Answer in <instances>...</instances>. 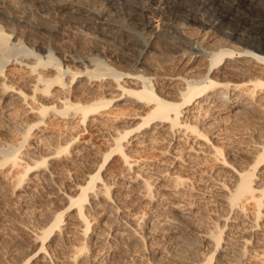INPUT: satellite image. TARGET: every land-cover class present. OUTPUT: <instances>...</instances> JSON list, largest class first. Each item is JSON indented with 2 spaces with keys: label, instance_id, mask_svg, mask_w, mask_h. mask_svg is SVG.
Here are the masks:
<instances>
[{
  "label": "bare ground",
  "instance_id": "6f19581e",
  "mask_svg": "<svg viewBox=\"0 0 264 264\" xmlns=\"http://www.w3.org/2000/svg\"><path fill=\"white\" fill-rule=\"evenodd\" d=\"M134 1L139 10H161L168 21L179 28V35L189 40L192 38L188 36V31L192 30L194 24H199L202 30H209L204 31L202 39L189 42L192 47L185 50V47L178 49L177 42L168 41L166 48L161 44L157 46L154 41L146 40L144 35L141 38V35L130 32L125 28L127 24L123 27V23H116L117 20L112 22L118 29H110L111 26L105 27L107 22L104 21L101 22L104 26L97 28L98 25L90 26V19L79 16L72 18V23L80 26V30L84 28L87 33H79L83 39L88 34L87 38L95 34L94 39L90 38L94 40L97 51L111 40L115 45H120L124 52H139L135 59L121 54L117 58L123 65L115 67L113 62L118 59L113 53L101 56L99 53L92 54L91 50L88 53L87 49L88 52L74 56L68 50H55L53 46L45 47L44 42H39L38 47L45 50L41 52L27 44L35 38L32 34L22 33L23 18L20 20V17H16L19 19H13V23H7V27L4 21L6 28L4 23L0 24L1 115L3 122L11 124L20 137L17 143L8 139L0 142V233L13 228L11 226L16 216L13 218L11 213L7 214L4 210L11 199H16L14 208L30 209L34 198L39 195L41 199L44 197L45 201H50L49 207L44 209L46 217L42 227L27 229L31 248L26 253L21 252L24 254L20 253V256L18 254L16 264H102V261L96 260L98 254L90 253V248H107L108 253L118 251L120 256L117 257H128V252L132 250L130 253H136L141 261L146 259L147 264H171L173 261L179 264H246V260L250 262L252 257L257 256L264 261V249L250 252L247 248L253 235L240 240L242 244L236 243L237 239H233L236 236L231 234L227 239L223 238L224 231L229 227L242 228L243 232L261 231L264 241V229L260 223L264 215V7L247 3L246 0H184L188 5L182 0ZM190 6L198 8L199 13ZM199 14H202L201 18ZM134 18L135 15H131L128 21ZM142 42L145 47L140 49L138 46ZM141 65L152 74L142 69ZM178 65L182 68L181 72L170 71ZM125 66L132 71L125 69ZM128 107L137 110L133 117H129L131 127H114V134L109 135L110 146L99 167L84 173L80 181L74 182L70 168L62 165L61 159L80 169L87 163L90 151L78 144L79 134L64 138L65 135L58 132L50 135L44 133L61 127L70 130L72 120L86 127L93 125L101 132L109 115L118 112L120 116V112ZM18 113L31 118L21 128L11 123L13 115L19 116ZM200 114L204 116L200 117ZM162 127L161 131L170 135L168 146L173 141L177 145L182 141H192L183 148L186 151L184 159L205 157L206 160L219 162L232 173L233 177L227 185H223L224 179L215 181L212 178L217 185L225 188L221 206L226 213L218 216L221 223L214 221V227L206 231L196 233L191 230V223L203 218L202 207L207 203L205 190L187 195L185 188L189 179L178 173L179 166L170 167L174 170L165 176L172 183L162 189L175 201L171 206L175 211L170 217H162L153 186L164 175L148 176V168L142 166L146 158L142 155L134 158L132 155L143 152L144 148L158 140V129ZM35 134L39 135L38 139L33 143L34 148H28L32 149L29 151V140L36 139L33 137ZM162 151L166 153L167 149ZM174 151L169 156L172 160L183 159L179 154L180 148ZM115 155L121 159L129 183L138 189V199L148 200L150 207L146 214L140 212L143 215L137 216L138 210L132 213L134 222L121 215V203L118 205L111 186L105 183V175L101 173L105 170L102 163L105 164ZM62 181L69 183L67 187L71 192L66 195L64 189L58 187ZM60 195L65 197L66 202L62 208L54 209L51 205L54 199H60ZM99 197H103V201L97 204L91 202ZM98 206L103 208L107 217L102 218L101 212L97 217L89 218V213ZM68 212L76 221L75 228L69 230L62 227L67 224L64 217ZM232 214L237 218L230 223ZM22 224L17 226L25 230ZM94 225H99L100 230ZM74 231L82 238L77 245H74V238L71 237ZM188 232L213 244L201 262L192 259L193 252L189 251L195 247L196 241L190 240ZM154 233L168 234L166 244H172L174 249L180 250L181 256L185 255V258L182 256L178 259H186L191 253L193 257L188 256L191 262L182 263L183 260L173 258L171 250L160 246L163 243L150 241ZM124 239L128 241L126 245ZM14 249L7 250L13 252ZM217 251L219 254L214 256L213 253ZM16 252L13 255L16 256ZM148 252H152L153 256L145 257L144 254ZM2 258L6 264H15L5 256ZM189 258L186 260L190 261ZM135 262L125 261L123 264H138ZM249 262L247 264H251Z\"/></svg>",
  "mask_w": 264,
  "mask_h": 264
},
{
  "label": "rangeland",
  "instance_id": "374dc122",
  "mask_svg": "<svg viewBox=\"0 0 264 264\" xmlns=\"http://www.w3.org/2000/svg\"><path fill=\"white\" fill-rule=\"evenodd\" d=\"M133 1L134 0H0V24L3 25V23L5 21L6 27H7V26H9V25H7V23L11 25L13 23V19L14 20L19 19V18L15 19L16 17H20V20H22L21 18H23L24 20H22L23 21L22 27L20 28L21 31L23 30L22 33L24 32L25 35L26 34H28V35L32 34L31 36L33 38H35V40H32V42L29 41V43H27V44L33 45L35 48H37L41 52H44L45 50L40 49L38 47V45H39V42H44L45 47L46 46L48 47V45H50L51 47L53 46L52 48H54L55 50L62 48L64 50L70 51L68 53L70 55L72 54L74 56H79V54H82L83 52H88V50H89L88 53H91L93 51L92 54L93 53L94 54L99 53L101 56L106 55L107 53L108 54L113 53L112 55L116 54L115 55L116 58L119 57L121 54L123 55V53H125V54H127V56L129 55V57H131L133 59L136 58V56L139 52H137V51L130 52V51H127L125 49H124L125 50V52H124L123 48L119 47L120 45H118L117 43L115 45V42L113 43L111 40H109V42L107 44L106 43L103 44L102 49L100 47L99 51H97L95 48L96 46H94L95 42H94V40H92V38L94 39L95 34H93V36H90L92 38H90V37L87 38L89 36V34H88L87 37L84 36V38L85 37L86 38L83 39V35L81 36V34L86 33L84 28H82V30H80L81 29L80 26L72 23L74 20L72 18H75V16H79V17H84L87 20L90 19L89 21L92 22V23H90V26L92 24H93L92 25L93 27L98 25L97 28L100 26H104L103 24H101V22L104 21V22H107L105 27L111 26V27H109L110 29H118L116 26L113 25V22H112V21L117 20L116 23H118V24L123 23L122 24L123 27H124V25L127 24L125 26V28L127 27L126 29L130 30V32H132L133 34H137V36L141 35V38H143V35H144L146 37V40L154 41L157 46L161 44L160 45L161 47L162 46L167 47L169 42L174 43V44L177 42L176 44L178 46V49H183L185 47L186 48V49L184 48L185 50H188L192 47L190 45L192 40L197 41L196 39H199V38L202 39L205 36L204 31L209 30V28L202 30L203 27H199V24H197V25L194 24V26L191 28L192 30L188 31V34L190 33V35H188V36L190 38H192V40H189V39L179 35V28L177 26H175V24L172 25L173 23L168 21L167 16L165 14H163V12H161V10H158V11L157 10L152 11V10H148V9L139 10V8L135 7V1L134 2ZM246 1H247V3H250V4L255 3L253 5L264 7V0H246ZM181 2H183L184 4L187 3L184 0H182ZM186 5H188V3ZM190 7L192 9L194 8V10H196V12L199 13L198 8H196L195 6H190ZM131 12L132 13L134 12L135 14H131ZM102 14H103V16H102ZM129 14L135 15V18L128 21L129 17L131 16ZM201 16H202V14L198 15L199 18H201ZM9 17L12 19H10ZM1 18H3L2 19L3 21L1 20ZM124 19H126V21ZM118 20H120L119 21L120 23L118 22ZM70 21H71V23H70ZM24 22H26L25 25H23ZM130 22H132V24ZM188 22L189 21L187 20V23ZM4 27H5V23H4ZM76 27H77V29H76ZM69 28H70V31L68 30ZM78 28H80V29H78ZM196 28H198L199 30L201 29V30L199 32L195 31ZM72 29H74V30H72ZM80 32H81V34H79ZM196 32H198V33H196ZM171 35H173V36H171ZM36 41H37V43H36ZM91 41L93 44L91 43ZM178 43H180V44H178ZM90 47L93 49H91ZM103 47H104V49H103ZM143 47H145V46L142 42V44L140 43L138 48L141 49ZM187 47H188V49H187ZM147 49H149V48H147ZM90 50H91V52H90ZM116 52H118V53H116ZM129 52L131 53V55L129 54ZM99 54H97V55H99ZM117 54H119V55L117 56ZM190 55H192V54H190ZM59 57L62 58L63 56L59 55ZM193 57H194V55H193ZM188 58L189 57L186 58V61L188 60ZM117 59L119 60L120 58H117ZM196 59H197V57H196ZM118 60L116 61V59H115L113 62L114 63L113 65L115 67L116 66L120 67L123 65V64H121L122 62L120 60L119 61ZM131 62L134 63L135 61L131 60ZM141 67H142V69L146 70L147 73L152 74V72L148 68H146L142 65H141ZM180 67L181 66H179V65L176 66L175 68L172 67L170 69V71L181 72L182 68H180ZM125 69H127V70L130 69V71H132L131 68L126 67V66H125ZM2 111H3V109L1 108V104H0V142L7 141L5 139H8L9 142L17 143V141H19L20 137L17 134V131L13 130L11 128V126H10L11 124H8L7 122H3L4 121L2 118L3 114L1 115ZM136 111L137 110L135 108L128 107L127 109L120 112V113H122V114H120V116H118L119 115L118 112H117L118 114L116 113L114 115H109L108 120L106 122V126L104 127L105 129H104V131H101V132L98 131L96 129V127L93 125L86 127V126L79 125V123L77 121L72 120L70 123L71 124L70 127H72V128L70 130H68L67 128L61 127L62 129L61 128L54 129V130L49 131V133L48 132L46 133L45 131H43V133L45 132L44 134L50 135L51 133H57L58 132V134H60L62 136L65 135L64 138L67 136L72 137V136H75L76 134H79L78 144L80 146L87 147L91 153L90 157L88 158V161H86L87 163L85 165H83L82 167H80V169H76L75 166L73 165V163L69 162L68 160L66 161V159L64 160V158L61 159V164L66 165L70 168L71 173H72L71 179L74 182H76V181H80V179L84 173L94 171V170H96L97 167H99L100 162L103 161L102 159H104V157L107 153V149L110 146V143H111L110 142V136H112L114 134L113 128L116 126H123L126 128L131 127L130 118L134 116ZM130 114H132V115H130ZM18 115L19 116H17V114L13 115V117L11 119V123L15 126H17L16 124H18V126L20 125L19 126L20 128L25 126V124H27L29 122L28 120L31 119V118L28 119L29 117H27V116L25 117L20 113H18ZM21 115H22V117H21ZM203 116H204L203 114H200V117H203ZM213 116H215V114ZM106 119H107V117H106ZM32 120H33V118H32ZM72 123H73V125H72ZM76 123H78V124H76ZM7 127H8V129H7ZM85 129H87L86 132H84ZM162 129H163V127L158 129V132H159L158 140L159 141L156 140L152 143L151 146L153 148L151 146H149V147L143 149L146 152L143 151L140 153H132V155L134 156V158H137V157H139V155L140 156L142 155L144 157V159L145 158L147 159V160L145 159V161H143L142 166H143V168H148V173H147L148 176L151 175L152 178H154V177H157L159 174L164 175L163 178H158L155 181V184L153 186V191L158 196L157 202L159 201V203H158L159 207L158 206L157 207L159 209H161L162 217L163 216L164 217H170L171 215H173V211H175V209H173L171 207L175 201L171 197L167 196V193H165L162 189V187H164L165 185H170L172 183L171 179L169 177L165 176V174L167 172L174 170V168H170V167L174 166V167L178 168V166H179V168L177 169L178 173H181L183 176H185L187 179H189L187 182L188 187L185 188L187 195L194 194V193L198 192L199 190L201 191V189L205 190L204 198H205L207 203L204 204V207H202L201 212L203 213V216H202L203 218L200 219V221L192 222L191 223V228H192L191 230L196 232V233L206 231V230L210 229L211 227H214V221L221 223L222 221H220V219H218V216L226 213V210L221 206V196L224 195L223 190H225V188H223V187L221 188V186L217 185L215 181L218 179H220V180L224 179L225 182H223V185L224 184L227 185L230 183V181L233 177L232 173L229 171V169L227 167L219 165V162L211 161L209 159L206 160L205 157H201V158L199 157V159L198 158L194 159V158L188 157L187 159H184V158H186V157H184L186 151L183 148H185L186 146L191 144L192 141L191 140H188L187 142L182 141L178 145H177L176 141H173L172 144L170 146H168L169 140H170V135L167 132H165L164 130L161 131ZM67 134H69V135H67ZM35 135L36 136H33V137H35V138L37 137L36 139L31 138V140H29L30 146L27 147V150H29V151H32V149L30 150L28 148H34V147H32V146H34L33 143H35V141H37V139H38L39 135L38 134H35ZM176 136H179V135H176ZM131 148H132V146H130V149ZM176 148H180L179 154L183 157V159L180 158V159H178V161H174L169 157L170 154L175 153L174 150ZM164 149H167L166 153H163L162 150H164ZM181 149H183V150L181 151ZM102 164L104 165L105 170L101 171V173H102V175H105V178H104L105 183L107 185L111 186L112 192L115 195L114 199H116L118 205H120V203H121L120 206H121V208H122L121 210L123 212V213H121V215H124V216L126 215L125 217H128L127 219L129 221L134 222L135 220L131 219L132 213L137 212V210L139 211V213L140 212H142L144 214L148 213L149 208H150L149 205H147L148 200L138 199V194L136 192H139V191L137 188H133L134 187L133 184L129 183V180L127 177L128 173H127V171H125L123 169L122 161L119 158V156H117V155L112 156L111 158H109L107 160V162L105 164L104 163H102ZM212 178H215V181L212 180ZM68 184L69 183L67 181H62L58 186V187L64 189L65 195L68 194L69 192H71L70 189L67 187ZM98 185L100 186V184H98ZM131 185H132V187H131ZM54 190H57V188ZM36 197L34 198V201L32 202L30 209L28 207H26V208L25 207H23V208L22 207H15L14 208L13 206H15V204L13 202L16 201V199H14V198H13L14 200L11 199L10 202H8L6 204L7 207H6V209H4L5 212L7 214L11 213L10 216H12L13 218L16 216V218H14L15 220H13V225L11 226L13 228H8V229H6V231H3L0 233V254H1L0 256H2V253H3V256H5V259H8L9 262L13 261L12 263L15 262V264H16L17 260H18L17 259L18 254L20 256L21 254L26 253V251H28L31 248V244H30L31 242L29 239L27 229L28 230L29 229L30 230H32V229L37 230L38 228L43 226L44 218L46 217L45 216L46 214L44 213V209H45V207H49L48 203H50V201L49 202L45 201L44 197H43V199H41L42 196L39 197V195H37ZM98 200H95V201L91 200V202H93L94 204H97L100 201H103V197H99ZM194 200H196V198ZM65 202H66L65 197L63 195L62 196L60 195V199L58 201H56V199H54L53 204L51 206L54 209H56L58 207L62 208V206L65 204ZM60 204H61V206H60ZM130 204H131V207H130ZM160 206H161V208H160ZM195 206H198V205L196 204ZM14 209H15V212H14ZM101 212L103 213V215L101 217L106 218L107 216L104 213L103 208L99 207V206L96 210H93L92 212L89 213V218H94L95 216L97 217L98 214ZM139 213L137 216L143 215L142 213H140V214ZM235 213H236V211H235ZM263 213H264V209H263ZM69 215H71L69 212L65 214L64 219H65V222H67V224L65 226H62L65 229L67 227V230L71 229V227L75 228V222H76L75 218L73 216L71 217ZM19 218L21 220H19ZM234 218H237V216L232 214L230 216L229 222L231 223V221L234 220ZM100 222H102V221H100ZM16 223L19 225H21L23 223L22 226L24 227L25 230L20 229L19 225L17 226ZM260 223L262 224V227L264 229V215H263V218L261 219ZM25 224H26V226H25ZM28 224H29V226H27ZM94 227L97 230H100L99 225H94ZM195 230H197V231H195ZM240 230L242 232H240ZM243 231L244 230H242V228L229 229V227H227V229L224 231L223 238L227 239L228 235L231 234V235L238 237V238H236V237L233 238L235 240L237 239L236 243L238 242L239 244H242V242L240 240H243L245 237L247 238V237H250L251 235H253L252 240H251V244L247 245L248 246L247 248L250 250V252H252L251 250H253V249L254 250L264 249V247H263L264 241H262L263 240V234L261 231H250V230L249 231L247 230L245 232H243ZM72 234L75 235V236L73 235L74 237L71 236L72 239L74 238V241H73L74 245H77L80 242H82V238L80 237V235L78 233L75 232ZM154 234L155 235H153V236L151 235L152 237H150V241H152V242L155 241V243H156V240H157V243L158 242L160 244L163 243V245H160V244L159 245L163 246V248L165 247L167 250H171L173 258L176 257L175 259H177L179 261L183 260V261H181L182 263L183 262L184 263L185 262L190 263L191 262L190 258H192L193 256L195 258L193 257L192 259L195 262H201L205 256V253L207 252V250H211L212 249L211 245H213L209 242L207 243V241L201 240L200 237L197 236V234H194L192 232H188L187 236L190 235L189 236L190 240L193 242L194 241H196V242H194L195 247H192L193 249H191V250L189 249L190 250L189 252H191V253L193 252L192 253L193 256L191 255V253H189V255H188L190 258L186 255L187 256L186 259L189 258V260H190V261H187L186 259H181L183 257L185 258V255L184 256L182 255L183 256L182 257L181 254L179 253L180 250L174 249L175 247L172 244H169V243L166 244L168 239H169L168 234H166V235L165 234L162 235L160 233H154ZM18 237L20 239H18ZM90 240L94 241V239H90ZM109 241L111 243L113 242L111 239ZM124 241H125V239H124ZM125 242L124 243L126 245L128 243V241L126 240ZM9 248H11L12 250L15 248L14 249L15 251L11 252L10 250H7ZM26 248H27V250H26ZM90 250H91L90 253L92 252V253L98 254L96 257V260L102 261L103 262L102 264H115V263L116 264H119V263L123 264L125 261L129 262V263L136 261L135 263L138 262V264H147L146 259L141 261L136 253H130L132 250H130V252H128V255L130 254L129 256L127 255L128 257H126L125 255L119 257L120 254L118 251H112V252L110 251L108 253L109 249H107V248L98 249V250L97 249L92 250L90 248ZM15 252L17 253L16 256L13 255V254H15ZM21 252H24V253H21ZM152 252L145 253L144 256L145 257L146 256H148V257L153 256ZM4 253H6V255H4ZM198 254H199V257H198ZM213 254H214V256H217L219 254V252L217 251L216 253H213ZM116 255H119V256L117 257ZM251 255H252V253H251ZM2 257H0V264H2V263L6 264V263H4L6 261H4ZM179 257H181V258L178 259ZM258 258H259V256H257V258L252 257L253 260L251 259L250 262H249V260L248 261L246 260L244 263L247 264L249 262L251 264H263L264 261H262L261 258H259V259ZM255 259H257V260H255ZM153 264H155V263H153ZM156 264H168V263L160 262V263H156ZM171 264H179V263H177L176 261H173Z\"/></svg>",
  "mask_w": 264,
  "mask_h": 264
}]
</instances>
